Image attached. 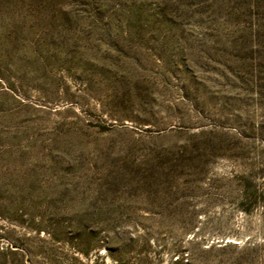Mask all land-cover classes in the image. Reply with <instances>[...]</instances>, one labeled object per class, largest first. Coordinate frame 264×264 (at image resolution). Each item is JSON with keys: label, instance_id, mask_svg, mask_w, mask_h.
<instances>
[{"label": "rangeland", "instance_id": "obj_1", "mask_svg": "<svg viewBox=\"0 0 264 264\" xmlns=\"http://www.w3.org/2000/svg\"><path fill=\"white\" fill-rule=\"evenodd\" d=\"M0 264H264V0H0Z\"/></svg>", "mask_w": 264, "mask_h": 264}]
</instances>
